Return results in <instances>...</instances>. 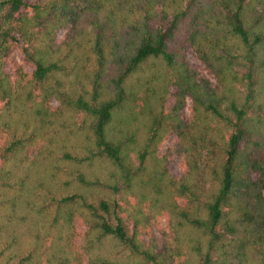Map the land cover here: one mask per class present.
<instances>
[{
    "label": "trees",
    "instance_id": "1",
    "mask_svg": "<svg viewBox=\"0 0 264 264\" xmlns=\"http://www.w3.org/2000/svg\"><path fill=\"white\" fill-rule=\"evenodd\" d=\"M0 264H264V0H0Z\"/></svg>",
    "mask_w": 264,
    "mask_h": 264
},
{
    "label": "rangeland",
    "instance_id": "2",
    "mask_svg": "<svg viewBox=\"0 0 264 264\" xmlns=\"http://www.w3.org/2000/svg\"><path fill=\"white\" fill-rule=\"evenodd\" d=\"M64 33H65L64 30L59 31V35H58L59 40L63 37ZM187 55L190 61L192 62L193 66L198 71H200L205 76H207L212 82H216L214 75L210 73L209 70L206 69L202 61L196 55L195 50L191 46L187 48ZM14 58L17 61L22 62L23 59L22 52L16 50L14 52ZM27 69L29 71L33 70V68L29 66L27 67ZM53 104L58 105L57 101H53ZM187 113H189V111H187ZM176 147H177V138L175 136H172L164 143L163 147L161 148V152L167 153L169 149L175 150V152L173 151L175 154L170 158V161L168 162V167L173 176L181 177L185 171V161H184L185 159H184V155H182V152L177 150ZM162 224L164 227H166L167 225L165 222H162ZM153 231L158 238H161V233L159 232V228L155 227L153 228ZM20 233H21L22 242H24V245L25 244L27 245V243H29L28 241L31 240V235L27 232L25 228L24 229L22 228Z\"/></svg>",
    "mask_w": 264,
    "mask_h": 264
}]
</instances>
